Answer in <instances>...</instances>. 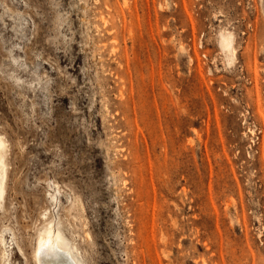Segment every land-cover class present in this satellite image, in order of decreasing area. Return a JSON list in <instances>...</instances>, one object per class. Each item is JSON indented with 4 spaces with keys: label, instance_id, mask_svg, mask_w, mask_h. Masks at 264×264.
Here are the masks:
<instances>
[{
    "label": "rangeland",
    "instance_id": "obj_1",
    "mask_svg": "<svg viewBox=\"0 0 264 264\" xmlns=\"http://www.w3.org/2000/svg\"><path fill=\"white\" fill-rule=\"evenodd\" d=\"M0 139V264H264V0H0Z\"/></svg>",
    "mask_w": 264,
    "mask_h": 264
},
{
    "label": "bare ground",
    "instance_id": "obj_2",
    "mask_svg": "<svg viewBox=\"0 0 264 264\" xmlns=\"http://www.w3.org/2000/svg\"><path fill=\"white\" fill-rule=\"evenodd\" d=\"M5 142L0 139V156ZM1 159V158H0ZM54 231L49 224L37 236L36 247L32 254L35 264H82L76 249L71 246L60 229Z\"/></svg>",
    "mask_w": 264,
    "mask_h": 264
}]
</instances>
